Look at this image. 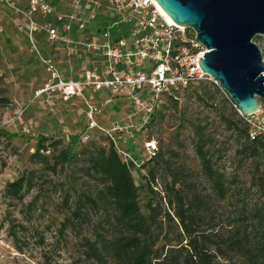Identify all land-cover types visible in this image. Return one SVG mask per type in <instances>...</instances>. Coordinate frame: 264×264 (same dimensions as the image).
Wrapping results in <instances>:
<instances>
[{"label":"rangeland","instance_id":"374dc122","mask_svg":"<svg viewBox=\"0 0 264 264\" xmlns=\"http://www.w3.org/2000/svg\"><path fill=\"white\" fill-rule=\"evenodd\" d=\"M9 1L17 9L27 2ZM34 42L39 53L27 39L20 13L0 0V97L8 101L0 105V264H83L80 240L91 228L59 232L62 218L55 205L62 193L57 184L44 183L41 192L27 193L20 203L4 198L3 189L8 182L38 168L29 156L43 137L48 138L47 144L59 140L63 148L70 146L74 153L91 142L108 144L112 137L116 148L123 153L120 156L131 163L142 210L147 203L148 186L155 191V201H162V206L167 208L166 200L161 199L166 198V190L171 188V173H178L175 188L185 195L198 194L217 222L218 218L225 222L234 214L236 204L259 196L255 189L249 188L264 166L260 165L258 171L244 150L246 139L241 132L245 124L214 82L203 81L178 91L174 97L169 96L145 128H132L129 132L113 130L116 124L125 127L137 123L134 117L129 119L132 115L129 100L106 91L85 93L89 105L99 110L94 118L97 127L88 130V108L84 100L63 101L56 92L36 94L51 80L52 71L44 61H49L62 76L70 71L72 77L76 76L83 66L75 56L54 52L46 40L39 38ZM254 43L262 51L264 61V36H257ZM259 104L264 108L263 101ZM18 114L22 125L16 120ZM147 141L155 143V153L166 165L147 162ZM198 147L212 170L223 176L226 186L241 189V195L231 194L223 202L216 199L196 154ZM149 170L154 171V181ZM52 181L63 183L64 189L68 186L65 176H54ZM10 229L14 235H9Z\"/></svg>","mask_w":264,"mask_h":264},{"label":"trees","instance_id":"16d2710c","mask_svg":"<svg viewBox=\"0 0 264 264\" xmlns=\"http://www.w3.org/2000/svg\"><path fill=\"white\" fill-rule=\"evenodd\" d=\"M7 103L0 97V105ZM241 133L246 139L244 150L259 171L264 166V138L248 139L246 126ZM47 141L38 139L29 156L38 168L8 182L4 198L20 203L27 193L41 192L44 183L57 184L62 193L55 205L62 218L59 232L91 228L80 240L83 264H264V171L249 188L259 196L236 204L234 214L217 222L198 194L185 195L175 188L178 173H171V188L161 199L167 208L155 201V191L148 186L142 210L131 163L112 141L88 143L77 153L70 146L63 148L59 140ZM196 154L218 201L241 195V189L226 186L223 176L212 170L201 147ZM147 162L166 165L156 153ZM148 172L154 181V171ZM54 176H65L67 188L52 181ZM9 235H14L11 229Z\"/></svg>","mask_w":264,"mask_h":264},{"label":"built area","instance_id":"2783aa9c","mask_svg":"<svg viewBox=\"0 0 264 264\" xmlns=\"http://www.w3.org/2000/svg\"><path fill=\"white\" fill-rule=\"evenodd\" d=\"M4 1L20 13L36 53L34 40L40 38L54 52L75 56L83 66L78 75L67 79L44 61L52 71L51 80L36 94L56 92L63 101L84 100L88 130L97 127L94 118L99 110L89 105L85 93L106 91L129 100V119L134 117L137 123L113 126L114 131L129 132L145 128L164 100L178 91L203 81L218 85L198 66L206 52L193 30L172 23L154 0H27L19 9ZM258 109L252 115L236 109L251 140L264 138V108L259 104ZM20 115L16 120L22 125ZM145 148L149 157L155 154L154 142L147 141Z\"/></svg>","mask_w":264,"mask_h":264},{"label":"water","instance_id":"95a60500","mask_svg":"<svg viewBox=\"0 0 264 264\" xmlns=\"http://www.w3.org/2000/svg\"><path fill=\"white\" fill-rule=\"evenodd\" d=\"M171 21L205 47L198 66L218 82L242 115L264 102V61L254 43L264 36V0H154Z\"/></svg>","mask_w":264,"mask_h":264},{"label":"crops","instance_id":"0c3cea01","mask_svg":"<svg viewBox=\"0 0 264 264\" xmlns=\"http://www.w3.org/2000/svg\"><path fill=\"white\" fill-rule=\"evenodd\" d=\"M64 78H67V79H69V78H71L72 77V72L70 71L69 73H68V75H66V74H64V76H63ZM75 77V76H74ZM57 95V94H56ZM81 99V98H80ZM70 100H79V99H77V98H73V99H70ZM69 101V100H68Z\"/></svg>","mask_w":264,"mask_h":264},{"label":"bare ground","instance_id":"6f19581e","mask_svg":"<svg viewBox=\"0 0 264 264\" xmlns=\"http://www.w3.org/2000/svg\"><path fill=\"white\" fill-rule=\"evenodd\" d=\"M155 4H156V2H155ZM157 5V4H156ZM157 7H158V5H157ZM159 8V7H158ZM160 9V8H159ZM162 12H163V10L162 9H160ZM163 14H165L164 12H163ZM165 15H167V14H165ZM168 17V16H167ZM168 19L171 21V19L168 17ZM172 22V21H171ZM173 23V22H172Z\"/></svg>","mask_w":264,"mask_h":264}]
</instances>
